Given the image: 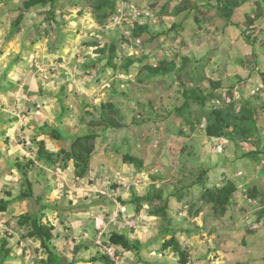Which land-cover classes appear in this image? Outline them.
Listing matches in <instances>:
<instances>
[{
  "label": "rangeland",
  "instance_id": "obj_1",
  "mask_svg": "<svg viewBox=\"0 0 264 264\" xmlns=\"http://www.w3.org/2000/svg\"><path fill=\"white\" fill-rule=\"evenodd\" d=\"M25 1L14 0L6 6L0 0V11L17 6L9 17L18 24L21 45L31 39L26 45L27 54L47 48L52 53L58 33L66 34L64 52L45 61L41 52L35 53V60L41 61L40 69L38 62L34 68H19L21 79L32 83L31 102H27L32 115L43 122L47 115L42 111L46 110L51 124L56 125V134L65 137L64 141L54 138L52 144L45 145L46 149L58 153L68 149L75 137L98 135L90 142L94 145L93 158L84 179L75 178L73 162L65 169L58 163L45 169L39 164L33 170L40 188L50 196L48 201H59L62 196L64 204L72 201L75 206L82 198L80 204L90 205L89 211L93 212L88 218L82 217V225L78 222L87 227L88 221V250L77 254L67 242L62 246L65 252L54 251L52 243L51 250L66 264H76L74 256L97 257L91 239L95 235L92 222L99 215L109 234L123 226L121 232L132 241L151 242L142 251H123L119 264H178V256L161 249L163 242L172 237L161 234L165 227L176 229L180 246L187 250L188 264H264V155L244 156L250 151H264V0H238L240 5L234 6L231 25L219 13L216 0L210 4L193 0H109L111 4L115 2L116 12L109 14L107 24L99 23L88 5L81 12L80 7L73 8V0L58 4L53 20L49 19V7L19 12ZM141 26L149 27L142 37L130 35L132 29ZM243 37L254 45V50ZM111 48L118 51L114 62L119 66L115 70L106 68L103 73L102 59L107 58ZM128 57L137 62L127 75L120 66ZM149 65L159 67L165 75L149 76L145 70ZM63 87L70 97L60 116L56 113L60 109H56L55 97L39 94L56 95ZM190 93L209 95V102L204 108L189 102L192 118L184 122L182 129L183 119L174 109L180 108ZM110 102L128 127L107 130L104 137V127L90 123H97L102 105ZM12 106L7 111L13 110L11 116L18 113L23 121L28 111L26 104L16 109ZM213 106L229 108L235 114L253 110L257 128L254 140L236 144L229 139L210 140L203 129L204 116ZM155 111L157 115L153 114ZM146 118L141 125L135 124ZM24 124L19 128V123V136L13 134L15 125L9 132L12 140L9 138L15 146L14 154L26 153L30 157L33 151L19 150L23 141L31 144L22 136ZM127 153L140 160L143 167L125 163L123 157ZM11 173L0 161V189L6 187L2 194L11 187L19 192L20 181ZM228 181L233 182L236 191L232 203L221 210L212 201ZM36 185L23 190L27 194H32L33 189L39 193ZM116 185L119 187L113 189ZM48 188L57 192L48 193ZM159 191L169 199L166 219L150 216L146 204L137 213L132 205L118 201L120 197L130 202L134 193L143 196ZM58 204L62 207L61 200ZM31 208L36 210L37 205ZM75 216L81 215L77 211ZM72 221L68 217L59 220L52 213L42 220L54 226L53 234H66L63 225ZM29 231L22 228L12 237L8 227L0 226V239L6 237L14 246L15 264H37L49 257L42 246L38 247L39 242L28 237ZM56 247L62 248L58 243Z\"/></svg>",
  "mask_w": 264,
  "mask_h": 264
},
{
  "label": "trees",
  "instance_id": "obj_2",
  "mask_svg": "<svg viewBox=\"0 0 264 264\" xmlns=\"http://www.w3.org/2000/svg\"><path fill=\"white\" fill-rule=\"evenodd\" d=\"M71 0H26L23 3V9L19 10V12H29L34 9L38 10L41 8L49 7V19L53 20L55 17V9L57 8V5L60 3L65 2V5L70 3ZM193 1H201L205 4H210L212 0H193ZM220 4V10L219 13L222 15L224 21L231 25V19L234 15V6L240 5L238 0H216ZM86 5L90 6L92 9V12L94 15H96L97 20H100L99 23H108L109 14H115L116 5L114 3H110L109 0H73L72 7H80V12L84 9L83 6L86 7ZM14 29H18V24H14ZM149 30V27L147 26H141L137 27L135 29H132L130 31V35L133 34V36L142 37L144 33H146ZM58 41L54 44V48L51 47V50L58 52L60 49V45L63 42V39L65 40L66 34L64 33H58ZM246 44L251 46L254 50V45L246 38L243 37ZM100 53L104 54V51H99ZM118 51L113 48H111L108 51L107 58L104 56V59H102L103 68L101 72H105L106 68L112 67L114 70L117 69L119 65L115 63V59L117 58L116 54ZM255 52V51H254ZM255 54V53H253ZM137 60H134L131 57H128L126 62L120 66V69L125 73L129 74L131 68L136 66ZM94 62H92L93 64ZM145 70L147 74L151 77H157L165 75V72L161 71L159 67H153L151 65L146 66ZM191 92V91H190ZM214 93V92H213ZM61 94V95H60ZM60 100L61 103L64 105L65 99L67 96H65L64 90L60 93ZM187 99H185V102L180 108L174 109V113L178 115L180 118L183 119V121L180 123L181 128L184 129L185 124L184 122H189L192 118V112H190L189 108V102H196L197 104H200V108H204L209 102V95L203 96L199 94H193L190 93V95L186 96ZM64 112L66 111L65 106H63ZM151 109V108H150ZM102 114L100 118L98 119L97 123L96 120L91 121V126H99L102 125L104 127V131L102 134H104L107 130H120L123 128H127L126 124L124 123V118L122 117V114L120 111L115 107L114 104L111 102L107 105H102ZM158 112H153V114L157 115ZM204 119L206 121V124L204 126V132L205 135L210 140H221V139H229L230 141H233L235 144L236 142H251L256 137V120L254 118V112L253 110H244L240 111V114H235L233 110H230L229 108H222L213 106V108L210 109V111L205 113ZM150 120V119H149ZM146 120H141L139 122H135V124L141 125V123H144ZM184 127V128H183ZM193 128V127H192ZM47 130H50L49 127H43L40 129V133H45ZM55 130V131H54ZM194 130V129H192ZM53 133V138L55 140H61L64 141V138L62 134H56V129L53 128L51 130ZM59 129H57V132ZM181 135H185L183 131H180ZM97 134H89L84 137H75L72 142L70 143L68 149H63L62 151L58 153L50 152L46 149L45 143L43 141H38L37 138L33 141L34 148H31L30 150L35 149L36 154L34 158H27L26 160H20L17 159L15 162H12V166L17 170L20 175H22L24 178V182L27 183V179L29 177V174L34 170V168L37 167L38 163L40 162H46L49 166L54 167L56 164L59 163L62 169H65L68 167L70 162L74 163L75 168V178L76 179H84L88 173H89V163L91 162L93 158L92 150L94 145L90 142L97 139ZM91 145V146H90ZM90 146V147H89ZM34 151V150H33ZM257 156V155H264V151L261 152L260 150L256 151H250L248 153H245V157L250 156ZM59 156H62V158L59 160ZM124 162L129 164L136 165L139 169L143 167L140 160L133 157L130 153H127L124 155ZM119 186H113V189H117ZM236 191V187L234 186L233 182L228 181L225 186L221 187L218 191V194L214 197V201L212 203L217 205V208H220L221 210H224L229 204H231L233 199V194ZM7 199H0V213H4L8 210L9 206L11 205V200L9 199L12 194L10 192H6ZM32 195L31 193L25 195L29 196ZM23 196H20L17 198V200H23L25 198ZM118 201L125 205V202L122 201V199L119 197ZM156 202L161 203L159 207L153 206ZM132 205H135L137 208V211L142 207L143 203H149L150 204V210L149 214L151 216L155 217H162L164 219L168 218L167 210L169 208V199L164 197L163 192L160 193L156 192L155 194L150 195H137L136 193L133 194L132 201L130 202ZM42 216L38 217H31L29 215H23L19 220V226L23 227L26 224H31V229L28 232L29 238H35L41 241V246L45 250V252L48 253L49 257L47 260H40L37 264H66L64 259L57 256L52 250H51V243L53 240V231L54 227L52 225L45 224L42 222ZM6 233V232H5ZM176 229L172 227H165L161 231V234L166 236H171L170 239H167L162 244V251L171 250L172 253H174L176 256H178V264H188V253L186 249H183L177 238H176ZM109 244L121 248L122 250H125L126 252L131 251H142L146 245L143 244L141 241H132L130 238L126 237L123 234H118L116 232L112 233L108 239ZM10 245V241L8 238L3 237L0 239V264H6L9 260L14 259L12 255V248ZM76 250H79L76 248ZM119 253V252H118ZM119 257L121 258V253H119ZM91 263L95 262H101L103 264H113L112 261L108 259V257L99 254L98 257H94L91 260Z\"/></svg>",
  "mask_w": 264,
  "mask_h": 264
},
{
  "label": "crops",
  "instance_id": "obj_3",
  "mask_svg": "<svg viewBox=\"0 0 264 264\" xmlns=\"http://www.w3.org/2000/svg\"><path fill=\"white\" fill-rule=\"evenodd\" d=\"M12 1H14V0H3V4L8 6L9 4L12 3ZM74 8H76V7H74ZM0 10H1V6H0ZM15 10L17 11V6L12 7V8H7V10H5L3 12L0 11V42H1V39L4 40L2 44L0 43V99L3 98L5 101V102H2L0 104V161H3L6 168L10 172H12L11 175L15 174L17 176V177H13V178L20 181V188L18 190L19 192H16L15 188L11 187L10 190L5 191L2 194L1 193L2 190H6V187L1 186L2 189H0V199H2V198L7 199L5 193L10 192L12 194V196L9 199L12 202H11V205L9 206V208L6 212L0 213V226H2L4 228L8 227L9 230L11 231V232H9L10 236L13 237L12 233H19V231L21 232L22 228L24 230L31 229V224H26L24 227L19 226V224H18L19 220L23 215H29V216H31V217L33 216V218H35L38 216L40 217L43 214L42 215L43 221L45 220V216L48 213H52L59 220H61L62 218H64V220H66V218L68 217V218H70V221L71 220H73V221L71 222L70 225L65 224V223H68L65 221V223L63 225L64 232H65V228L67 230L65 232L67 235L64 234L62 231L55 232L53 234L52 247H53L54 251H55V249H57V252L59 254H61L63 252H61L60 249L62 251L66 250L62 246H63V244H66V242H67V243H71V245H73V247H74L73 249H74L75 253H77V252L80 253V251L85 252L86 250H88V245H86V244L89 240L88 239L89 235L86 231H88L90 229V227H89L88 221L86 223L87 227H83L80 225H82L81 224L82 217L86 216L88 218V217L92 216L91 214L93 212H90L91 211L90 205L80 204V201H82V198L78 202L79 205H75L76 207L72 206V201H69L68 205H67L66 203L64 204V200L62 201V196H61L60 200H61V206L62 207H59L58 202L60 200L57 201L58 199H56L53 202H50L47 200L50 196L48 194L44 193L45 191L40 188L39 181H38L37 177H35V175H34L35 172L33 173V171H32V173L29 174V177L27 179L28 181H27V183H25L24 179H23L24 177L22 175H20V173L17 172V170L14 168V166H12V162H15L17 159L23 160L24 158H26V159L27 158H34V156L36 154V150L33 149L34 151L31 150V151H33V152H31L30 149L34 148L33 141L36 138L38 141H43L45 143V145L49 146L50 144H52L51 142L54 141V138L52 136L53 132L51 130L54 127H56V125L51 124L52 121L49 120L48 113L46 110L42 111L43 114L47 115L46 119L44 117L43 122L41 120H39L38 117L32 115V112H31L32 107H30L29 104L27 106V102H31L30 97H32V96H30V95L33 94L32 93V86H31L32 83H30L31 80L21 79L22 73L20 72L19 68H21V67L24 69H27V67L34 68L33 66H35L34 64L37 62L39 63L38 64V68H39V66L41 65V63H40L41 61H40V58H38V60H35L38 57V56H35V53L38 54L41 52L42 57L43 58L45 57L44 58V61H45L47 59L49 60V58L51 56H53L54 54H57V53L60 54V53L64 52V49H65L64 43L62 42L58 52L52 51V53H51L49 51V48L46 47L47 50L42 49L41 51L35 52L32 55L27 54L25 51L26 45L29 43V40H31V39L26 40L27 43H26V45L23 44V46H25V48H23V46L21 45L22 40H20V37H19L20 35L18 34L20 32V30H19V28L17 30H14L13 20H12V18L9 17L10 11L15 12ZM69 14H71V13H69ZM42 66H43V64H42ZM33 84H34V82H33ZM62 90H64V87ZM64 92H65V95L67 96V98L65 99V102H66L67 99L70 97L69 96L70 94L67 93V90L66 91L64 90ZM59 94L60 93H57L56 95H47L46 93L41 92L39 94V96L42 95L41 97H44V98H48V97L54 98L55 97V101L57 102V103L55 102L56 109H57V107L60 109V111H58L56 113H60L59 115L61 116L64 112L63 106H65V103H64V105L61 103V100H60L61 94L60 95ZM72 95H74L76 97V94L72 93ZM24 104H26L28 111L26 114H24V120L23 121H21L19 119L18 113H16L15 116H11V112L13 110H11V112L7 111V108H9V106L13 105L12 107H14V109H16L18 106L22 107V105H24ZM65 108H66V106H65ZM53 117L55 118L54 115H53ZM56 117H57V115H56ZM59 119L57 118V120H59ZM23 122H25V124L22 127V132H24L25 134L22 136L24 139L29 140L31 144L25 145L26 142L23 141L22 148H20L19 150L21 152H24V151H26L25 149L27 148L28 149L27 151L31 152L30 157L29 156L26 157V153H24V154L15 153L14 154L13 150H15V146H12L11 141H10V138L12 140V137H11L9 132H11V130H13L15 125H17L14 128L13 134H15L14 136H19L21 133V130L18 129V126L20 123V126H19V128H20L22 126ZM45 126L49 127L50 130H47V132H45V133H40V129L45 127ZM39 138H42V140H39ZM18 146H20V145L18 144ZM47 150H49V149H47ZM39 164L44 165L45 166V167H43L44 169L47 166H49L47 163L44 164V162H40V163H38V165ZM72 165H73V163H72ZM73 169H74L73 172H75L74 165H73ZM67 182H70V181H67ZM35 183L37 184L36 186L39 185L38 187H35V188H38L40 190V192L35 193V191L33 189L32 195L25 197V195H27V193H26V190L24 191L23 189L27 188L28 186L31 187V185L34 188ZM47 192L52 194V192L53 193L57 192V190L53 189V188H48ZM20 196H23L25 198H23V200H17V198ZM52 197L53 196H51V198ZM85 199H86V197H85ZM127 201H129V200L125 201L126 206L132 205L130 203L132 201V198H131L130 202H127ZM54 202H57V203L55 204ZM34 204L37 205L36 210H33L31 208ZM145 204H146V206H148V209L150 210V204L149 203H143L142 207H143V205L145 206ZM132 206L134 207V210L137 213H139L140 210L142 209V207H141V209L138 212L135 205H132ZM70 209H72V210L70 211ZM149 210H148V213H149ZM77 211L81 215L78 218H76V216H75ZM127 212H132V210L127 211ZM65 213L67 215H65ZM36 214L38 216H35ZM119 215H120V213H119ZM152 217L155 218V216H152ZM107 218H109V217H107ZM156 218H159V217H156ZM110 220L111 219H109V221ZM94 221L92 222L93 226H94V228H92V233L94 232L95 235H93L91 242L94 243V246L96 247L95 241H96V238L98 237V235L100 233H102L104 235L102 240L105 242H108L110 235L112 233H114V231L111 234L108 233L107 224L103 219H101V217L99 215H97L95 217ZM78 222L80 223V225H78ZM45 224H48V222H46ZM122 227H120V228L117 227L119 230H117L115 232L118 234H123V235L127 236L126 233H124L123 231L121 232ZM54 231H55V229H54ZM33 239H34L33 242H36V243L39 242L38 247H41V241L38 239H35V238H33ZM78 240H80V242ZM137 241H139V240H137ZM55 242H57L62 248L58 249L56 247L57 243H55ZM150 243L148 241V242L143 243V244H145L147 246ZM10 246H11V248L13 247L11 256L14 257L15 249H14V246L11 245V242H10L9 247ZM76 248H78L79 250H76ZM117 249L119 250V252H121V258H120V260H121L122 256L126 253V251L122 250L121 248H117ZM23 250H25V249H23ZM123 251H124V254L122 253ZM80 255L82 256V253ZM74 258L75 259H73V260H75L76 264L77 263L78 264H80V263H82V264H103L101 262L91 263L90 260L92 257L87 259V257H85V255H84V258H81V259H79L76 256H74ZM14 261H16L15 257H14V259L9 260L6 264H11V263L15 264ZM127 261L130 262L129 259H127ZM119 263H120V261H119ZM130 264H132V262H130Z\"/></svg>",
  "mask_w": 264,
  "mask_h": 264
},
{
  "label": "built area",
  "instance_id": "obj_4",
  "mask_svg": "<svg viewBox=\"0 0 264 264\" xmlns=\"http://www.w3.org/2000/svg\"><path fill=\"white\" fill-rule=\"evenodd\" d=\"M103 236L104 235L100 233L96 238L95 244L97 252L101 255L108 257V259L112 261L113 264H119L120 257L118 249L115 246L103 241Z\"/></svg>",
  "mask_w": 264,
  "mask_h": 264
},
{
  "label": "clouds",
  "instance_id": "obj_5",
  "mask_svg": "<svg viewBox=\"0 0 264 264\" xmlns=\"http://www.w3.org/2000/svg\"><path fill=\"white\" fill-rule=\"evenodd\" d=\"M107 243H109V242H107ZM117 248V247H116ZM119 252V251H118ZM98 255H99V253H98Z\"/></svg>",
  "mask_w": 264,
  "mask_h": 264
}]
</instances>
